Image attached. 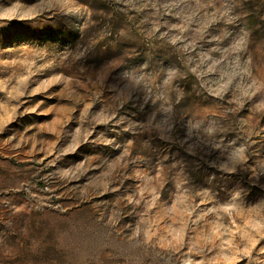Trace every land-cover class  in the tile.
I'll use <instances>...</instances> for the list:
<instances>
[{
    "label": "rangeland",
    "instance_id": "obj_1",
    "mask_svg": "<svg viewBox=\"0 0 264 264\" xmlns=\"http://www.w3.org/2000/svg\"><path fill=\"white\" fill-rule=\"evenodd\" d=\"M0 264H264V0H0Z\"/></svg>",
    "mask_w": 264,
    "mask_h": 264
}]
</instances>
